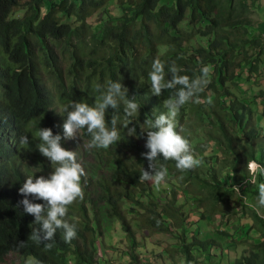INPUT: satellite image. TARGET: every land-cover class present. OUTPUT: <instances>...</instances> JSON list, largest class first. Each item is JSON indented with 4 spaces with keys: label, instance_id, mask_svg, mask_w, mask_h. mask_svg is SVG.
I'll use <instances>...</instances> for the list:
<instances>
[{
    "label": "trees",
    "instance_id": "obj_1",
    "mask_svg": "<svg viewBox=\"0 0 264 264\" xmlns=\"http://www.w3.org/2000/svg\"><path fill=\"white\" fill-rule=\"evenodd\" d=\"M109 1L0 0V119L25 117L29 138L20 163L0 162V262L15 254L24 259L33 257V264H101L96 242L101 240L104 253L106 225L119 220L131 242V251L125 252L128 264H150L137 251L136 230L128 213L142 208L140 222L146 230L183 227L188 214L177 204V187L173 184L172 195L163 199L151 190L149 181L139 179L143 169L149 170L148 160L142 156L149 151L145 147L147 121L166 114L164 102L175 95V90H164L160 97L151 93L149 72L159 58L165 63L166 73L175 64L180 74L190 79L199 76L203 66L212 69L211 82L199 94L200 102L190 101L181 108L178 117L185 126L176 130L190 142L197 137L192 135L194 128L211 122L203 135L206 144H196L192 149L195 154L213 148L214 154L201 156L200 166L184 172L176 168L175 161L162 157L157 165L163 164L168 174L178 175L182 186L194 182L200 201L209 204L207 212L218 210L224 218L228 212L224 206L232 204V213L251 211L252 229L261 236L260 241L236 262L264 264V217L243 202L244 197H258L263 176H258L255 185L242 186V195L232 189L249 175L247 161L257 154L264 157V135L254 117L255 110L232 97L228 86L229 81L238 85L240 75L236 71L242 61L252 74L264 79V39L261 29L254 32L258 26L250 15L249 0H116L122 10L120 16L104 8ZM99 11L103 24L94 28L87 18ZM184 22L196 29L183 27ZM117 81L127 88V95L118 108L106 110L105 118L109 128L111 119L117 120L121 141L107 149H90L87 129H81L77 136L86 150L85 160L91 161L90 175L81 179L84 199L70 205L72 210L66 217L76 224L77 237L66 243L63 231L58 230L50 241L51 249L38 245L31 240V233L40 225L24 212L19 188L29 175L46 178L51 168L37 147L39 130L51 128L53 134L63 137L64 107L72 102L95 106L101 94L95 85L106 91L109 82ZM209 92H214L211 119L206 118L203 103ZM126 100L140 105L139 112L130 118L124 112ZM126 119L133 121L128 127L135 126L137 135H130L124 126ZM4 150L0 146V153ZM149 189V201L145 202ZM87 202L95 212L94 218L87 212ZM236 202L242 210L237 211ZM185 232L183 227V243L188 238ZM20 241L25 242L23 248L18 246ZM214 243L193 236L181 252L191 264L197 260L194 247Z\"/></svg>",
    "mask_w": 264,
    "mask_h": 264
},
{
    "label": "clouds",
    "instance_id": "obj_2",
    "mask_svg": "<svg viewBox=\"0 0 264 264\" xmlns=\"http://www.w3.org/2000/svg\"><path fill=\"white\" fill-rule=\"evenodd\" d=\"M263 31L264 26L261 28L262 37ZM180 72L181 69L175 64H172L166 73L165 63L159 58L155 59L152 63L151 71L149 72L151 93L160 97L164 90H175V95L173 98H169L164 102V107L167 109L166 114H161L154 120L147 121L148 130L146 131L147 139L145 147L149 151L142 153V156L148 160L149 170L143 169L139 176L142 182L149 181L148 185L151 186V190H154L155 193L156 190H159V192L167 191V195L170 194V196L173 193L172 189L174 187L173 185L170 186L168 182H172L171 179L177 177L181 184V178L174 173L168 174V169L163 164L158 166V159L162 157L164 160H173L176 162V168L184 172L200 166L203 163L202 159H200L201 156H210L205 154V151L209 150L207 147L205 151L202 150L199 153L193 154L192 147H196L202 142L206 144L204 137L198 141L199 143L197 145L193 146L191 144L192 139L189 142L176 129L180 131V128L177 127V117L180 115L181 108L190 101L195 103L200 102L199 94L211 82L212 69L208 66H203L200 69V75L194 79H190L187 75H181ZM250 74L253 75L251 72ZM95 88L101 93L95 106H89L83 102H72L70 105L64 107L63 111L66 113V119L63 123V137L60 134H53L51 128H40L37 147L39 145V152L46 158L51 168L47 170L46 178L41 176V174H39L40 176L37 174L33 175L35 178L29 175L19 188V193L24 197L20 201V204L23 205L24 212L34 216V222L40 225L38 229L32 231L31 240L38 245L44 244L47 249H51L52 243L50 241L54 240L58 230L63 231V239L66 243H71L77 237L76 224L70 222L66 217L68 210H72L69 206L78 200L82 201L84 199V189L81 184V179L84 175H90L89 166L91 164V161L85 160L84 152L86 150L77 137L79 136L78 133L80 130L86 128L87 132L91 135V140L87 145L90 149H107L111 145L121 141L120 133L117 130V120L112 118L111 128H109L105 117L106 110L109 107L113 110L118 108L120 100L124 99L127 95L125 91L127 88L120 81L109 82L106 91H101V85L99 84L95 85ZM208 104H212L211 99L208 100ZM139 110L140 105L135 100L125 101L124 112L126 118L135 116ZM26 122H28L26 118L19 115H11L0 119V146L5 149L4 153H0V162L2 160L7 165L13 162L20 163L23 153L22 148L25 144L29 143V138L26 135L28 129ZM132 122V120L126 119L124 126L128 128L130 135H137L135 126L128 127ZM183 125L185 124L183 123ZM143 131L139 135H142ZM2 140H5L4 144L1 142ZM247 169L249 175L243 182L232 186V189L236 190L240 195H242L240 191L242 186L246 184L255 185L258 181V176H263L264 181V157L261 158L260 154H257L256 158L248 160ZM170 175L171 177L168 178ZM203 177L205 175H202ZM166 178L168 182H166ZM164 183L168 184L167 187L162 186ZM190 184L185 187H189ZM151 190H147L144 196H146V193L151 192ZM185 190H188V188H185ZM29 196L37 200H43L45 203H34L28 198ZM159 196L163 199H168L166 195ZM248 199L252 198L244 197L243 202L247 206L254 207L257 214L264 217V213L260 211V209L264 208V183L258 185V197L253 198L257 199L256 205H249ZM144 200L148 202L145 197ZM198 201H200V198ZM205 202L200 201L196 205L197 208ZM89 204V202L86 204L88 213L91 209ZM177 204L182 207L178 203V192ZM208 206L209 204L207 203L206 211L199 212V218L197 220L192 218H189V220L197 223L206 217L205 213L207 212ZM91 210L94 212L93 209ZM195 211L198 210L195 209ZM203 214L204 216L201 217ZM93 217H95V212ZM167 220H169L167 224H170L171 220L169 218ZM183 227L186 228L185 223ZM183 227H172L171 225L169 231L161 232H172L176 230L181 231L180 234L182 235ZM194 231L195 236L201 239L199 230L196 229ZM181 235L178 236L180 239ZM188 239L184 243L189 244L191 240L189 241ZM184 243L182 242V246ZM18 246L23 248L25 242L20 241ZM30 260H32L31 264H33V257L24 259V262L28 264Z\"/></svg>",
    "mask_w": 264,
    "mask_h": 264
},
{
    "label": "rangeland",
    "instance_id": "obj_3",
    "mask_svg": "<svg viewBox=\"0 0 264 264\" xmlns=\"http://www.w3.org/2000/svg\"><path fill=\"white\" fill-rule=\"evenodd\" d=\"M59 1V0H57ZM251 8V17L256 22V27L254 32L264 26V0H249ZM104 8L108 9L113 16L122 15V10L117 5L116 0H110ZM102 11V10H101ZM101 11L93 13L89 16L88 22L92 24L94 28L103 24L100 21ZM20 15V13H18ZM103 18L107 17V14H103ZM183 27L187 29H196V27L182 23ZM203 43L207 45V39H202ZM241 60V57L239 58ZM262 60L264 61V54L262 55ZM236 73L240 75L237 83L232 81L228 82L229 88L232 90V97H237L246 103L250 104L255 110L254 117L261 127L262 134H264V79L259 78L255 74L251 75L246 62L242 61L241 66L237 68ZM214 92H209L207 97L203 100L205 107V116L211 119L213 114L211 111L213 105ZM212 100V104H208V100ZM211 122H204L203 125H199L194 128L192 135H198L191 144L194 146L198 144L199 140L203 139V135L206 134V130L211 127ZM185 125L177 117V127L181 130ZM144 127V126H142ZM198 142V143H197ZM202 142V141H200ZM214 153V149H209L205 151V154L211 155ZM198 158V155H197ZM171 175L168 177L170 178ZM172 182H166L170 186L174 184L177 187L178 192V203L182 206V211L188 214V218H185L186 232L185 234L190 241L193 236H195L194 230H199L201 240H215L216 243L212 245H207L205 248H193V252L196 255L197 260L193 261L191 264H237V259L241 258L243 255L249 254L260 241V235L254 229H252L253 221L250 217L251 211L248 213H232V205L224 206L228 211L224 218L220 212H211L210 209L206 212V217L202 218L199 222L193 223L192 218L197 220L199 218V212L206 211L207 203L205 202L202 206L197 208V204L200 194L196 193L197 185L192 182L189 187L182 186L179 183L177 177L171 179ZM167 183L162 184V186L167 187ZM188 188V190H184ZM185 191V194L184 192ZM205 192V190H204ZM156 194L161 196H168L167 191L156 190ZM189 194V195H188ZM202 195V193H201ZM196 197V199H194ZM146 201H149V197L145 196ZM257 199H248L249 205H256ZM136 206V205H135ZM237 211L242 210L240 203H235ZM129 207V205H127ZM138 207V206H137ZM254 209V207H252ZM198 210V211H195ZM261 213H264V208L260 209ZM143 209L138 208L136 213H128L127 217L130 220L132 226L136 230V239L138 241V249L140 256L150 264H187L184 258V253L181 252L182 241L178 237L179 231L172 232H157L154 230H146L142 228L140 217L143 214ZM90 218H94V212L90 209ZM184 219V218H183ZM102 241L105 242V252L102 251L101 240H97L98 257L101 260V264H128L129 257L126 256L125 252L131 251V242L122 228L121 222L114 220L110 225H106L104 230ZM24 259L19 255H9L0 264H22ZM29 262V261H28ZM32 260H30L31 264Z\"/></svg>",
    "mask_w": 264,
    "mask_h": 264
},
{
    "label": "built area",
    "instance_id": "obj_4",
    "mask_svg": "<svg viewBox=\"0 0 264 264\" xmlns=\"http://www.w3.org/2000/svg\"><path fill=\"white\" fill-rule=\"evenodd\" d=\"M263 38H264V31H263Z\"/></svg>",
    "mask_w": 264,
    "mask_h": 264
}]
</instances>
